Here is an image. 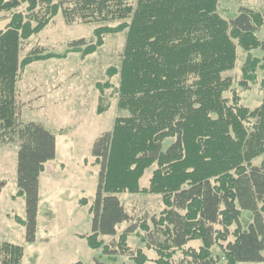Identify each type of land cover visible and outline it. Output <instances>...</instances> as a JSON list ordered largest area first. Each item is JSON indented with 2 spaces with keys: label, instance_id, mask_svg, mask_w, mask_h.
<instances>
[{
  "label": "trees",
  "instance_id": "trees-1",
  "mask_svg": "<svg viewBox=\"0 0 264 264\" xmlns=\"http://www.w3.org/2000/svg\"><path fill=\"white\" fill-rule=\"evenodd\" d=\"M219 6L220 0H0L8 18L0 29V141L18 145L15 196L25 197L27 213L13 218L25 226L28 242L37 240L40 176L57 147L43 123L21 120L18 81L33 62L73 52L87 57L108 35L125 33L121 64L107 70L110 78L119 75L117 115L92 148L100 173L92 233L83 235L88 245L147 264L141 247L128 252L134 226L120 234L119 254L103 237L133 219L120 194H153L165 208L153 227L146 219L140 227L142 240L157 251L156 264H220L215 246L227 264L264 261V11L242 6L228 20ZM59 13L67 24H94L93 39L73 40L64 53L35 46L22 56L23 44ZM239 50L245 53L240 86L260 84L263 92L253 109L226 75L237 67ZM97 87L103 114L112 84ZM154 165L149 186L141 187ZM243 211L252 214L247 225ZM193 240L202 242L198 249L188 245ZM23 258L22 245L0 241V264Z\"/></svg>",
  "mask_w": 264,
  "mask_h": 264
},
{
  "label": "rangeland",
  "instance_id": "rangeland-1",
  "mask_svg": "<svg viewBox=\"0 0 264 264\" xmlns=\"http://www.w3.org/2000/svg\"><path fill=\"white\" fill-rule=\"evenodd\" d=\"M242 6L264 11V0H220L219 11L231 20ZM7 22L8 18L0 14V29L5 28ZM94 28V24H67L59 13L45 30L23 44L21 54L25 56L35 46L64 53L73 40L93 39ZM125 42V33L108 35L104 46L87 57L73 52L67 57L33 62L18 81L21 120L43 123L56 135L57 147L56 158L46 164V171L40 176L37 240L28 242L25 226L13 218L16 215L25 218L27 213L25 197L15 196L18 191V145L0 141V241L22 245L23 264H97V261L101 264H134L129 254H119L121 248L117 244L120 234L132 226L135 228L128 237L131 247L128 252L141 247L151 259L147 264H156L153 259L158 258L157 251L142 240L145 232L140 224L146 219L153 227L154 218L160 217L165 206L159 195L120 194L133 219L120 225L116 236L103 237L113 253L119 255L111 257L102 250L92 249L83 236L92 233L90 207L99 184L100 167L92 156L93 144L104 132L112 130L117 115L119 75L110 78L107 70L111 66H120ZM253 53L262 55L259 51ZM244 60L245 53L239 50L237 67L226 75L233 80L242 103L253 109L261 104L263 92L260 84H251L248 89L240 86ZM107 81L112 84L111 88H105L106 103L110 108L98 114L100 90L97 85ZM225 96L231 98L232 92ZM172 141L173 138L166 139L164 147ZM155 167L146 170L141 187L149 186ZM82 198H86L88 204H80ZM241 217L247 225L252 214L243 211ZM201 244L200 240H193L188 245L198 249ZM213 253L218 255L220 264H227L217 246ZM177 254L180 257L182 252ZM240 264H264V261Z\"/></svg>",
  "mask_w": 264,
  "mask_h": 264
},
{
  "label": "crops",
  "instance_id": "crops-1",
  "mask_svg": "<svg viewBox=\"0 0 264 264\" xmlns=\"http://www.w3.org/2000/svg\"><path fill=\"white\" fill-rule=\"evenodd\" d=\"M47 167V166H46ZM46 171V170H45Z\"/></svg>",
  "mask_w": 264,
  "mask_h": 264
}]
</instances>
